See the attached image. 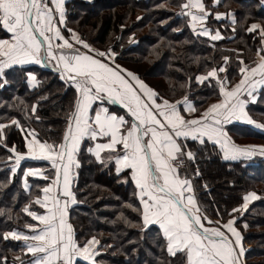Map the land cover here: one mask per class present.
<instances>
[{
	"label": "trees",
	"instance_id": "obj_1",
	"mask_svg": "<svg viewBox=\"0 0 264 264\" xmlns=\"http://www.w3.org/2000/svg\"><path fill=\"white\" fill-rule=\"evenodd\" d=\"M185 2L68 0L62 31L67 36L78 34L100 52L115 53L116 65L137 75L162 99L176 102L188 98L200 115L222 97L217 81L200 84L197 77L219 69L225 55L233 56L224 54L225 50L242 51L245 63L241 65L239 61L228 70L225 68L230 86L240 80V67L254 62L257 51L253 44L261 41L255 38L259 30L248 32L247 29L260 24L264 30V0H222L219 7L214 6V0H204L207 10L235 15L232 24L209 15V27L233 28V37L219 42L192 29L189 16L181 14ZM10 38V33L0 26V39ZM29 75L35 76V86L29 83ZM0 85V124L8 125L0 138V264H25L23 243L4 236L8 232L25 231L26 225H32L33 220L24 209L30 206L35 210L34 199L49 181L30 179L31 188L26 191L21 177L35 163L24 161L13 174L15 154L9 149L15 146L16 152L27 153L30 132L41 142L62 143L77 93L61 79L58 70L40 66L12 67L0 78ZM247 112L257 124H264V89L247 107ZM13 120L18 125H13ZM226 130L238 144H264V129L233 124ZM90 147V142H84L77 156L79 167L74 185L77 204L70 210L78 244L84 246L93 238L99 241L97 264H186L182 253L175 257L168 254L167 241L159 227L144 225L142 203L129 174L117 175L111 162H98ZM184 148L193 152L196 160L221 156L218 147L209 143L190 142ZM189 164L198 201L206 215L222 223L238 218L235 227L242 236V244L245 248L252 246L246 252L245 264H264V159L223 163V180L216 184L195 163ZM48 175L52 177L51 172ZM249 192L257 193L260 198L241 216L240 212L221 213L213 197L218 194L242 198Z\"/></svg>",
	"mask_w": 264,
	"mask_h": 264
},
{
	"label": "snow or ice",
	"instance_id": "obj_2",
	"mask_svg": "<svg viewBox=\"0 0 264 264\" xmlns=\"http://www.w3.org/2000/svg\"><path fill=\"white\" fill-rule=\"evenodd\" d=\"M52 2L59 13L58 24L64 25L65 0ZM181 9L182 15L190 16L194 30L197 25L203 26L210 15L202 0H186ZM222 15L217 14L216 19H221ZM58 24L46 0H0V26L11 33L10 40L0 39V76L5 69L14 65L41 64L43 56L44 59L56 62V67L61 69V79L70 81L79 94L62 143L56 145L41 142L34 133H29L32 139L26 138L27 154L16 152L15 146L9 149L15 154V165L11 168L13 174L22 160L30 158L50 161L55 175L49 177L38 169H29L24 173L25 178L39 176L51 180V183L43 187V196L34 201L41 208H46V213L38 215L27 207L24 209L27 215L39 221L43 227L26 225L33 235L13 231L5 234L4 238L10 236L14 240L25 241L27 251L33 256L31 264H76L79 259L95 264L94 257L99 253L94 249L99 241L93 238L83 247L77 244L72 225L67 220V208L69 203L76 202L70 187L71 170L74 166L79 167L76 153L81 141L85 137L91 140L99 137L107 138V141L96 143L94 149L89 151L102 163L114 159L117 173L124 169L131 170L132 179L140 189L143 223L145 226H159L167 241L170 256L182 253L186 264H239L243 248L241 234L234 227L235 219L220 227H205L202 223V219L206 220L207 217L200 213L192 194V183L182 179L178 173L182 162L174 164L180 156L185 155L175 138L191 137L204 143L203 138L207 137L220 145L225 160L264 156V147L238 146L223 131V125L233 120H243L264 129V124H257L249 117L245 110L248 101L241 99L244 93L252 97L259 86H264V56L254 67H240L242 78L231 90L224 81L218 80L222 102L212 104L198 119H185L176 103L167 100L157 103L158 94L137 75L127 73L135 82L133 84L121 75L124 70L119 65L111 67L92 55L74 49V45L62 35ZM258 28L259 25L252 24L247 31L255 32ZM68 31L72 32L71 29ZM198 34L210 36L214 41L222 39L218 30L213 35L206 27ZM260 34L264 36V30ZM72 37L76 44L93 51L74 32ZM57 40L61 43H54ZM97 55L104 57L109 54L97 52ZM240 64L244 65L243 60ZM219 71L225 69L221 67ZM209 77L216 78L217 70L213 69L206 76L197 77V80L202 82ZM30 79L34 81L36 78L32 76ZM105 99L108 103L126 108L132 120L111 114L106 107L99 108L94 117H90L89 110L94 102H103ZM177 103L186 104L187 111H195L188 104L187 98ZM32 111H36L35 107ZM12 124L18 125V121L13 120ZM6 127L8 125L0 124V138ZM102 153L106 155L102 157ZM186 155L189 160L194 159L191 152ZM259 198L257 193L249 192L242 197L244 203L241 207L247 209L251 200ZM232 211L240 212L241 208ZM215 223L219 224V221ZM221 227L235 238L234 241Z\"/></svg>",
	"mask_w": 264,
	"mask_h": 264
},
{
	"label": "crops",
	"instance_id": "obj_3",
	"mask_svg": "<svg viewBox=\"0 0 264 264\" xmlns=\"http://www.w3.org/2000/svg\"><path fill=\"white\" fill-rule=\"evenodd\" d=\"M67 2H68V0H65V3H64V12H65V5H66ZM202 2L204 3V0H202ZM46 3H47V5H48L49 8H51L52 10H56V5L52 2V0H46ZM221 3H222V0H219V3H217V0H214V6H215V7H219ZM204 5H205V3H204ZM205 8H206V5H205ZM206 10H207V9H206ZM193 11H195V10H193ZM54 12H55V11H54ZM208 12H209V11H208ZM209 13H210V12H209ZM229 13H230L231 15H229ZM210 14H211V13H210ZM217 14H223V15L221 16V19H219L218 21H220V22H221V21H225V22H227L228 24H232V23H234V20H235V15H234V13H232V12H228V13L216 12V13H214V17H215V19H216V15H217ZM56 16H57L56 19H57V24H58V21H59V13H58V12L56 13ZM189 18H190V16H189ZM208 19H209V16L207 17V19H206V21L204 22L203 26L197 25V28H196L195 30L193 29V27H192V29L198 34L200 31H202L203 27H206V28L210 31V33L213 34V35H214L215 32L218 30V31L220 32L221 36H222V39H219V40H215V41H214V40H212V39L210 38V36H203V37H206V38H208V39H210V40H212V41H214V42H219V41L224 40L225 38H227V36H229L230 33L233 32V28L229 27L228 25H226V26H223V25H221V26H215V27H212V28L209 27V26H208ZM216 20H217V19H216ZM190 24H191V26H192L191 18H190ZM58 25H59V24H58ZM64 26H65V24H64V25H60V28L63 30ZM75 34H76V33H75ZM10 35H11V33H10ZM76 35L80 38V36H79L78 34H76ZM64 36H65L66 39L69 40L70 43H72V44L74 45V49H78L80 53H86V54L92 55L93 57H95V58H97V59H100V60H102L103 62L108 63L111 67H115V66H116V64H112V63L110 62V58H109V57H105V56H104V57H100V56H98V55H97V52H96V51H98V50H96V49L90 47L91 49H93V51H88V49H85L81 44H76V43H75V40H74L73 37H72V34H71V35H68V36H67V35H64ZM66 36H67V37H66ZM201 36H202V35H201ZM10 39H11V38H10ZM10 39H8V40H10ZM40 39L43 40L42 37H40ZM80 39H81V38H80ZM54 43H61V41L58 40L57 42H54ZM98 52H100V51H98ZM29 66L49 67V68H52V69H56V70H58V71L60 72V74H61V69H59V68L56 67V62H55V61H49V60H47V59H44L43 56H42V63H41V64H34V63H31V64H25V65H14V66H12V67H29ZM12 67H11V68H12ZM120 68L124 70V71L121 72V75H123V76L125 77V79L129 80V82L135 84V82L131 80V77H128V76H127V73H128V72H131V71H128V70H126V69H124V68H122V67H120ZM220 68H221V67H220ZM224 68H225V67H224ZM9 69H10V68L5 69L3 75L0 76V78H3L5 72H6L7 70H9ZM217 71H219V70H217ZM221 73H222V76H224L225 71H223V72H221ZM133 74H134V73H133ZM206 75H207V74H206ZM206 75H201V76H206ZM201 76H199V77H201ZM31 77H32V75H29V77H28V81H29V83H30L32 86H35V85L37 84L36 79L33 81V80L30 79ZM224 77H225V76H224ZM241 78H242V76H241ZM241 78H240V79H241ZM64 80H65L68 84H70L72 87H74V86L72 85V83H71L70 81H68L66 78H65ZM209 80H215V81H217V82H218V80H220V81H224V82L226 83L227 88H228L229 90H231V88H233V87H234L236 84H238L239 81H240V80H239L236 84H234L233 86H230V85H229V82L227 81L226 78L221 79V78L217 75L216 78L209 77L207 80H204V81H202V82H201V81H198V82H199L200 84H202V83H204V82H206V81H209ZM145 84H146V83H145ZM146 85H147V84H146ZM148 87H149V86H148ZM74 89H75V87H74ZM151 89H152V88H151ZM262 89H264V86H259V87L257 88V90L253 93V96H252V97L248 96L247 93H244V94L241 96V99H245L246 101H248V103H246V106H245V110H246V112H247V107H248L250 104H252V103H254V102L256 101V99H257V97H258V94H259V92H260ZM75 90H76V89H75ZM152 90H153V89H152ZM154 91H155V90H154ZM155 92H156V91H155ZM76 93H77V96H78L79 94H78L77 90H76ZM221 97H222V96H221ZM184 99H185V98H183V99H181V100H178V101H184ZM163 100H164V99H162L159 95H157V97H156V102H157V103H162ZM222 100H223V97H222L219 101L212 102V103L207 107V109H208L212 104L220 103V102H222ZM178 101H176V102H169V103H176V104H177V108H178V110L181 112V115H183V116L185 117V119H198V118H200V117L202 116V114L207 110V109H206L202 114L198 115V114H196L197 111H196V107H195L193 101H191V100H189V99L187 98L188 104H190L193 108H195V111H194V112H193V111H187V105H186V104H183V103H177ZM101 107H106V108H108V109H109V112H110L111 114H114V115H117V116H124L125 119H126V120H129V121L132 120V117L130 116V114H128L126 108H124V107H123L122 105H120V104H111V103H108L106 99H105L103 102H101V101H99V100L96 101V102H94L92 109L89 110V116H90V117H94V115H95V111L98 110V109L101 108ZM115 109H117V110H121L123 113H118L117 111H115ZM247 113H248V112H247ZM249 117H250V116H249ZM250 118H251V117H250ZM161 119H162V118H161ZM251 119H252V118H251ZM233 124L249 125V126L255 127L254 124H248V123H246V122L243 121V120H239V121H237V120H233L231 123L224 124V125H223V131L227 134L228 138H229L233 143H235L236 145L241 146V147H246V146L264 147V144H238V143H236V142L230 137V135L228 134V132H227V130H226V128H227L228 126L233 125ZM67 127H68V126H67ZM256 128H257V127H256ZM30 133H31V132H30ZM31 139H32V136H30V140H31ZM175 139L177 140V143L180 144V145L182 146V151L185 153V155L180 156L179 159H180L181 157H186V158H187L186 153L191 152L190 150H188V148H186V149L184 148V146H185L186 144L190 143V142H194V143H197V144H199V145H204L205 143H209V144H211V145H215L216 147H218V149L220 150V153H221V156H220L218 159H209V160H202V159H199V160H196V157H195V155L193 154V152H191V153L193 154L194 159L189 160V159L187 158L188 161H189V163H195V165H196L197 168H198V166H200V167H201V170H202V172H203V174H204V176L207 177V178H209L210 180H212V179L210 178V176H211V174H212V175H214V177H215V176L218 177L217 179L220 178L219 181H221V177H222V173H221V165H222L223 163H225V162L252 161V160L257 159V158H263V159H264V156L256 155V156L252 157L251 159H244V158H241V159H238V160H225V159H224V153H223V150L220 148V145L214 143V142L211 141V140H208L207 137H204V138H203V139H204V143H201L199 139H198V140H193V139H191V137H179V138H175ZM86 141L90 142V144H91L90 149H94L96 143H103V142H106V141H107V138H99V137H98L97 140H91V139L85 137L84 139H82L81 144H80V148H79L78 152L76 153V160H77L78 153L80 152V150H81V148H82L83 143L86 142ZM25 154H27V153H25ZM91 154H92V155L94 156V158L96 159L95 155H94L92 152H91ZM101 155H102V157H104V156L106 155V153H102ZM96 160H97V159H96ZM24 161H33V162L35 163V165H33V167H28V168H26V169L23 171V174H22V177H21L22 184H23V186H24V188H25L26 191H29L30 188H31V184H30V182H29L30 179H41V180H44V179H42V178L39 177V176H35V177H33V176H29V177L25 178L24 173H25L27 170H29V169H38V170L44 172L46 175H48L49 172H51L52 177H54V175H55V170L52 169L50 161H45V160H33V159H30V158H26V159L22 160L21 163H23ZM97 161H98V162H101V161H99V160H97ZM77 162H78V160H77ZM109 162L112 163V165H113V167H114V170H115V173H116L117 175H122V174H124V173H128V174H129V177H130V180L133 182L134 186L136 187L135 181L132 179V172H131L130 169H124V170L120 171L119 173H117V170H116V169H117V165L115 164V160L113 159V160H111V161H109ZM21 163H20V165H21ZM101 163H102V162H101ZM175 163H178V161H175L174 164H175ZM199 163H200V165H198ZM42 164H46V165L43 166ZM20 165H19V166H20ZM189 166H190V164H189L188 166H185V167H183V166L178 167V173L180 174V176H181L182 179H188V180H190L191 183H192V187H193V193H192V194L194 195V197H195V199H196L197 206H198L199 209H200V213L202 214V216H206V217H207L206 220L202 219V223H204L205 227H220L221 225H223V224H225V223H222V222L219 221V220H215V219H212V218L208 217V216L206 215V213L204 212L203 208L201 207V205H200V203H199V201H198V197H197L196 189H195V187H194V183H193V177H192V174H191V172H190ZM18 168H19V167H18ZM18 168H17V170H18ZM77 169H78V167H75V166H74V167L72 168V170H71L72 180H71V185H70V187H71V191L73 192L74 198H75V194H74V185H75V181H76V178H77ZM16 172H17V171H16ZM48 176H49V175H48ZM47 181H49L48 184L51 183V180H47ZM219 181H218V182H219ZM212 182H214V181H212ZM218 182H217V183H218ZM25 183H27V187L25 186ZM48 184H47V185H48ZM47 185H46V186H47ZM42 189H43V188H42ZM136 189H137V195H138V198H139L140 201H141V198H140V195H139V193H140V189H138L137 187H136ZM186 195H187V193H186ZM42 196H43V193L41 192V194H40L39 197H42ZM218 196H219V195H218ZM219 197H220V196H219ZM224 197H225V198H224ZM37 198H38V197H37ZM37 198H35L34 201H35ZM223 198H224V200L230 201V203H231V201H233V199H234V197H232V196H223ZM62 199H67V198H62ZM145 199H147V197H145ZM215 199L217 200V196H215ZM238 199H242V198H238ZM242 200H243V199H242ZM256 200H257V199H256ZM256 200H255V199H254V200H251V201L249 202L248 206H249L252 202H254V201H256ZM75 201H76V198H75ZM34 204H35V203H34ZM76 204H77V201H76L75 203H69V206H68V208H67V213H68V215H67V220H68V223H70V224H71V222H70V210H71ZM242 205H243V204H242ZM27 208H28L30 211H34V212H36L38 215H40V214H45L46 211H47L46 208H41L40 205H38V204H35V210H33L30 206H27ZM142 209H143V204H142ZM242 209H243V208H242ZM243 210H244V209H243ZM243 210H242V211H243ZM25 213H26V212H25ZM227 213H229L230 215H232V214H236V213H238V212H233V211L231 210L230 212H227ZM26 214H27V213H26ZM28 216H29V215H28ZM31 218H32V217H31ZM235 218H236V217H233V218H231L230 220L235 219ZM32 220H33V219H32ZM209 221H212V223H209ZM217 221H219V224L215 223V222H217ZM227 222H228V221H227ZM227 222H226V223H227ZM236 222H237V219H235V224H236ZM235 224H234V227H235ZM32 225H38L39 227H43L42 225L39 224V221H37V220H33ZM71 225H72V224H71ZM150 226H157V227H159L158 225H149L148 227H150ZM72 228H73V226H72ZM235 228H236V227H235ZM160 230H161V229H160ZM221 230H222V231H225V233H226V234H227V235H228V236L234 241L235 238L232 237L230 233H227V230H226V229H224V228L221 227ZM73 231H74V228H73ZM161 232H162V230H161ZM8 233H10V232H8ZM17 233H23V234H25V235H33V234H34V233L31 231V229L28 228V227L26 228L25 231H19V232H17ZM6 234H7V233H6ZM162 234H163V232H162ZM241 237H242V236H241ZM74 238H75V240H76L75 232H74ZM7 239H9V240H13V241H17V242H22V243H23V245H24V247H25V249H24V254H23V255L25 256V258H26V259H25V260H26V263H25V264H31V261L33 260V256H32L31 253H29V252L27 251V248H26V242L23 241V240H14V239H12L10 236H9ZM91 240H92V239H91ZM29 242H31V241H29ZM76 242H77V241H76ZM77 244H78V242H77ZM78 245H79V244H78ZM79 246H80V245H79ZM80 247H83V246H80ZM241 247L244 249V253H243L242 256H239V264H245L246 252H247V250L251 249V247H250V246H247V250H246V248H245L244 245L242 244V240H241ZM239 250H240L239 247H237V252H238V253H239ZM94 251H96V252L99 253V244L95 245V249H94ZM99 254H100V253H99ZM97 256H98V255H95V257H94L95 264H97V263H96V258H97ZM77 262H84V263H87V264H91V262H89V261H84L83 259H79V260L76 261V263H77Z\"/></svg>",
	"mask_w": 264,
	"mask_h": 264
},
{
	"label": "rangeland",
	"instance_id": "obj_4",
	"mask_svg": "<svg viewBox=\"0 0 264 264\" xmlns=\"http://www.w3.org/2000/svg\"><path fill=\"white\" fill-rule=\"evenodd\" d=\"M207 11H209L211 13V15L214 16V12L212 10H207ZM52 12H53L54 21L57 22V19H56L57 18V16H56L57 12H56V10H52ZM179 16H181V14ZM189 20H190V18H189ZM257 25H259L258 30H259V33H261V30H263V28H262V26L260 24H257ZM58 26L60 27V25H58ZM190 26H191V24H190ZM61 33L64 36L62 29H61ZM259 33L257 34V36H255V38H256V40H257V38H259V40H261V41L255 42L256 44L254 43L255 44L254 45L253 44L254 40H252V44L254 46V49L257 51V54L255 55V60H254V62H252V64L245 65V66L254 67L255 65H257V64H259L261 62V57L264 56V43H262V41H264V38ZM232 37H233V32L230 33L229 36H227V38H232ZM57 41H55V42H57ZM134 44H135V42H134ZM88 51H89V49H88ZM96 52H98V51H96ZM224 52H225L224 54H226V53L232 54L233 56H235V58L231 59V57H233V56H230V55L227 54V55L224 56V59L221 60V62L219 63L218 66H221L223 68L225 67L228 70L229 66H232V65L238 63L241 60H243V62H244V56H243V52L242 51L225 50ZM105 53L109 54V55H106L105 57H110L111 56L112 58H110V62L112 64H115V62H114V58H116L115 53L114 54L113 53H109V52H105ZM226 57H227V61L225 60ZM219 69H220V67H219ZM219 69H217V70H219ZM226 69H225V73H224L225 77L222 76V73L220 71H217V75L221 79L226 78V73H227ZM29 140H30V138H29ZM198 165H200V163ZM198 169H199V171L202 172L200 166H198ZM210 178L212 179V181H214L213 183H215V184L220 180V178L217 179L218 177H216V176L214 177V175H212V174H211ZM222 180H223V177H221V181ZM221 181H219V182H221ZM215 196H217V200L216 199L215 200H216L218 209H219V211L221 213L222 212H225V213L230 212L234 208H241L240 216L243 215V212L245 211V209L243 210L242 207H241L242 204L244 203V201L242 199H238L237 197H234L233 201H231V203H230V201L224 200V198H225V197L223 198L224 195H219L220 196L219 197L218 194H214L213 197L215 198ZM235 219H238V218H235ZM244 225H245V227H247L246 224H244ZM250 247L252 249V246H250ZM246 250H247V247H246ZM243 253H244V249H243Z\"/></svg>",
	"mask_w": 264,
	"mask_h": 264
},
{
	"label": "built area",
	"instance_id": "obj_5",
	"mask_svg": "<svg viewBox=\"0 0 264 264\" xmlns=\"http://www.w3.org/2000/svg\"><path fill=\"white\" fill-rule=\"evenodd\" d=\"M182 162L181 166L185 167V166H188L189 165V161L186 157H181L179 160H178V163Z\"/></svg>",
	"mask_w": 264,
	"mask_h": 264
},
{
	"label": "water",
	"instance_id": "obj_6",
	"mask_svg": "<svg viewBox=\"0 0 264 264\" xmlns=\"http://www.w3.org/2000/svg\"><path fill=\"white\" fill-rule=\"evenodd\" d=\"M184 11H187V10H184Z\"/></svg>",
	"mask_w": 264,
	"mask_h": 264
}]
</instances>
